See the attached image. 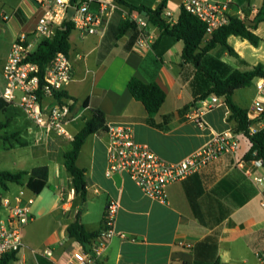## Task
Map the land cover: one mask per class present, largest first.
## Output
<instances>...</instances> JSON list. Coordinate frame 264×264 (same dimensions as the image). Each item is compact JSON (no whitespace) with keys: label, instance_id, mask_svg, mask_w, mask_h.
<instances>
[{"label":"crops","instance_id":"crops-1","mask_svg":"<svg viewBox=\"0 0 264 264\" xmlns=\"http://www.w3.org/2000/svg\"><path fill=\"white\" fill-rule=\"evenodd\" d=\"M125 1L127 4L117 2L102 34L81 39L74 29L70 35L73 73L65 95L74 100L72 114L78 117L68 129L75 136L95 110L104 116L103 127L87 137L77 159L87 182L84 204L71 191L72 178L64 167V154L70 150L72 141L57 137L47 142L38 140L30 130L31 123L23 116L28 135H33L37 143L38 147L34 148L39 149L33 152L32 160L39 163L17 171L47 166L49 187L35 195L32 205L35 219L24 229V247L18 259L31 264H69L71 253L77 247L75 240L68 238L69 224L82 208L81 222L86 230L98 232L106 205L112 199L118 203L116 232L124 233L126 238L116 235L100 264L195 263L193 248L209 235L217 237L221 264H260L257 254L264 248V206L261 205L264 190H260L253 178L263 176L264 169L244 162L250 144L242 132L234 130L235 123L229 120L230 111L223 97L208 110L202 108L201 102L193 105L188 81L182 79L188 69L181 65L183 42L163 35L144 16L146 13L131 8L132 5L155 9L162 0ZM209 1L228 4L230 15L248 11L250 7L260 8L263 2ZM182 2L168 0L165 11H170L178 20ZM41 14L42 9L32 0H0V25L11 31L8 40L0 41V93L5 87L4 66L12 44L21 33L34 31ZM139 14L148 24L146 30L152 39L149 47L137 43L140 28L133 18ZM254 17L249 15V21ZM128 20L136 25H126ZM254 32L262 39L258 46L234 35L228 37V44L239 58L230 56L221 47L211 50L210 55L240 71L264 65V21ZM193 71L192 67L187 70L191 74ZM133 77L156 83L165 92L166 99L157 114L149 115L129 92L127 85ZM255 82L253 92L250 86ZM261 83L264 85V78H255L249 87L236 90L234 102L247 111L257 102L264 107V88L261 92L257 89ZM51 101L46 98L44 106L47 108ZM196 114L200 115L203 126L194 120ZM260 122L264 121L254 122L253 126H259ZM109 124L130 127L138 144L149 146L170 163L181 161L205 146L215 134L227 131L237 134L240 151L224 154L185 180L170 184L167 202L160 203L143 194L128 174L106 176ZM28 161L29 156L18 157L19 164ZM10 184L13 183L8 184L7 191H17L10 189ZM60 193L64 194L63 199ZM69 195V203H64ZM65 205H68L66 212ZM45 248L53 250L52 258L42 255Z\"/></svg>","mask_w":264,"mask_h":264},{"label":"built area","instance_id":"built-area-1","mask_svg":"<svg viewBox=\"0 0 264 264\" xmlns=\"http://www.w3.org/2000/svg\"><path fill=\"white\" fill-rule=\"evenodd\" d=\"M32 1L42 9V14L37 20L34 31L30 34L21 33L12 44L4 66L5 87L0 93V98L21 111L25 119L31 123L30 130L38 140L47 142L57 137L73 141L74 136L70 133L68 126L78 117L72 114L75 102L63 95L72 80L73 66L70 57L62 52L55 54L42 78L39 66L28 61V58L34 52L31 49L38 42L53 39L54 29L67 19L69 8H74L70 19L74 29L78 31L81 39H86L104 32L116 9L117 1L76 0L74 4H71L70 0ZM181 6L205 24L206 37L209 38L229 21V5L226 3L183 0ZM257 13L258 8L250 7L248 11L240 10L237 16L244 19L249 18V15L255 16ZM163 18L169 24L177 22L170 11H164ZM133 20L140 28L137 43L140 46L149 47L152 39L146 30L148 25L146 20L141 14ZM263 88L262 83L257 85L259 92L263 91ZM46 98L52 100L47 108L44 106ZM218 101V96L210 95L200 102L202 108L208 110ZM263 112V105L257 102L247 111V116L251 121L258 122ZM194 120L203 126L200 115L196 114ZM263 127L264 122H260L259 126L252 125L249 134H256ZM107 135L106 176L128 174L143 194L160 203L167 202V188L170 184L185 180L224 154H236L240 151L237 134L227 131L215 134L205 146L181 161L170 163L149 146L138 144L130 127L109 124ZM251 164L255 168H263L262 161L259 159L252 160ZM253 181L260 190H264V175L254 177ZM35 195L26 185H22L17 191H7L1 197L0 256L13 252L18 255L23 249L24 229L35 219L32 212ZM60 197L63 199L64 194L60 193ZM68 201H70V195L64 203L68 204ZM261 205L264 206V201ZM67 210L68 205L63 206V211ZM117 213L118 203L110 199L97 236L91 240L88 248H84L82 244L75 241L77 247L71 253L69 264H100V259L109 243L119 234L115 229ZM119 236L126 238L124 233H120ZM32 253L36 255L35 251ZM42 255L52 258L53 250L45 248ZM257 257L260 264H264V248L258 252ZM16 262L31 264L25 259H18Z\"/></svg>","mask_w":264,"mask_h":264},{"label":"trees","instance_id":"trees-1","mask_svg":"<svg viewBox=\"0 0 264 264\" xmlns=\"http://www.w3.org/2000/svg\"><path fill=\"white\" fill-rule=\"evenodd\" d=\"M116 1L120 4H127L125 0ZM70 2L74 4L76 0H70ZM167 2L168 0H162L155 9L132 5L131 8L142 13L146 11L144 16L150 22L156 24L163 35L172 36L183 42L181 65L188 68L187 70L192 67L194 71L191 74L186 70L182 74V79L188 81V87L194 97L193 105L208 98L210 95L223 97L230 111L229 120L235 123L234 130L242 132L250 144V149L243 158L244 162L259 159L262 161L264 169V127L256 134L250 135L249 129L254 121L248 118L247 110L241 108L233 100V93L236 90L249 87L255 78H264V65L258 64L250 70L240 71L210 55L211 50L221 47L230 56L239 58L238 54L228 44L227 40L231 35L245 39L253 46L260 44L262 39L254 31L257 25L264 21V0L261 7L258 8V13L251 20L255 23L254 26L250 27L246 24L250 20L248 17L241 19L237 15H230L228 23L211 35L210 38L206 37L205 24L182 6L177 22L169 24L163 18ZM249 6L250 4H248ZM125 23L132 27L136 25L130 20ZM73 30V22L66 19L60 26L54 29L53 39L41 41L36 50L29 56L28 61L36 63L39 66L41 78L55 54L62 52L68 57L70 56V35ZM127 86L131 95L144 105L149 115L153 116L159 112L166 99V94L159 85L156 83H145L133 77L129 80ZM63 95L66 96L65 94ZM13 110V106L0 98V113H12ZM259 121H264V112ZM103 125V113L100 110H95L86 121L83 129L74 136L70 150L64 154V167L72 178V188L76 196L80 198L81 204H84L87 200V182L85 180V171L77 166V159L87 137L99 131ZM26 175H28L27 171H1L0 185L5 191L8 190L9 183L19 186L26 185L36 195H39L46 187H49L47 166L34 167L29 174L28 181L24 184L23 178ZM1 197L2 194H0V200ZM82 212L81 208L74 221L69 224L67 235L69 239L79 242L84 248H88L91 240L97 236L98 232L86 230L81 222ZM217 250V237L209 235L194 246L195 263L182 262L180 264H221ZM17 260L18 255L15 252L0 256V264H11Z\"/></svg>","mask_w":264,"mask_h":264},{"label":"rangeland","instance_id":"rangeland-1","mask_svg":"<svg viewBox=\"0 0 264 264\" xmlns=\"http://www.w3.org/2000/svg\"><path fill=\"white\" fill-rule=\"evenodd\" d=\"M258 1V0H257ZM252 3H254L252 1ZM11 35V31L8 28L0 25V41H6ZM33 47L31 50H35ZM254 88L253 92L256 90V82L250 86ZM14 108L12 113L3 114L0 113V172L1 171H17L21 168L30 167L37 165V160H32L33 152H38L37 143L32 138V136L27 133V123L23 119V115L19 110ZM40 147V146H39ZM35 149V150H34ZM41 151V150H40ZM29 156L27 164H19L18 157ZM40 158V157H39ZM41 163V162H40ZM33 168L28 170V175L23 178L24 184L28 181ZM10 189L18 190L19 186L17 184H10ZM0 194H5V190L0 185ZM41 241V240H39ZM38 241V242H39ZM43 248V247H42ZM11 264H18L17 262H12Z\"/></svg>","mask_w":264,"mask_h":264},{"label":"water","instance_id":"water-1","mask_svg":"<svg viewBox=\"0 0 264 264\" xmlns=\"http://www.w3.org/2000/svg\"><path fill=\"white\" fill-rule=\"evenodd\" d=\"M73 13H74V8H69L68 16H67V20H70V19H71ZM144 13H146V11H144ZM246 24H247L248 26H250V25H252V24H254V23H253V22H250V21L248 20V21L246 22Z\"/></svg>","mask_w":264,"mask_h":264}]
</instances>
